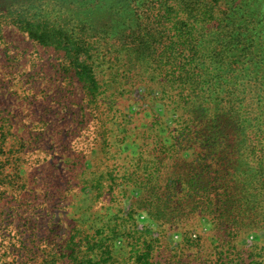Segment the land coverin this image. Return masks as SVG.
Wrapping results in <instances>:
<instances>
[{
  "label": "rangeland",
  "instance_id": "rangeland-1",
  "mask_svg": "<svg viewBox=\"0 0 264 264\" xmlns=\"http://www.w3.org/2000/svg\"><path fill=\"white\" fill-rule=\"evenodd\" d=\"M115 6L42 2L48 16L72 13L99 31L75 45L0 16V264H264V141L239 134L224 203L188 204L182 178L199 148L193 128L180 129L190 107L173 83L181 56L164 36L152 51L110 36L122 24ZM136 9L155 33L146 6ZM251 84L241 78L243 103ZM157 208L169 214L153 217Z\"/></svg>",
  "mask_w": 264,
  "mask_h": 264
},
{
  "label": "trees",
  "instance_id": "trees-1",
  "mask_svg": "<svg viewBox=\"0 0 264 264\" xmlns=\"http://www.w3.org/2000/svg\"><path fill=\"white\" fill-rule=\"evenodd\" d=\"M74 1L0 0V16L9 17L29 36L43 42L58 36L54 39L56 43L75 45L82 42L84 32L95 35L99 31L94 32L81 22L78 24V20L73 22L72 13L48 16L50 11L40 7L42 2L53 3L54 11H65L64 6ZM112 1L116 4L114 10L122 17V24H115L116 29L112 27L107 31L110 36L116 33L119 39L131 36L133 45L137 40V44L148 51H152L154 43L164 36L169 40L166 50L181 56L179 66L173 71V83L181 98L185 96L183 102L186 105L190 102V107L187 122L180 129L192 127V136L199 148L195 154L199 164L182 178L181 193L193 199L188 200V204L205 203L211 208L213 203H224L221 196L227 188V180L232 178L231 168L235 167V162L240 164L238 149L246 143L239 134L256 130L254 145L264 141V57L256 54L261 49L264 53V9L259 8V0ZM140 6H146L145 10L154 18L155 33L153 27H139V14L144 11L136 9ZM164 26L167 27L166 36L160 31ZM149 37H156L153 43ZM255 48L258 49L255 51ZM85 70L89 73L91 69ZM243 77L252 83L246 103L239 89ZM253 108L257 115L251 117L248 113ZM145 177L147 181L157 178L153 171ZM154 193L150 190L147 194L150 201ZM160 201L161 198L155 196L153 203L158 205ZM151 214L160 218L169 211L157 208ZM137 242L135 238L133 243ZM139 256L137 254V258ZM76 261L73 257L71 264Z\"/></svg>",
  "mask_w": 264,
  "mask_h": 264
}]
</instances>
